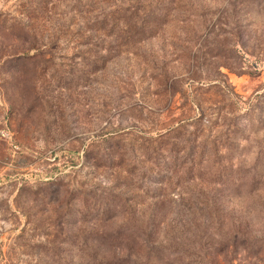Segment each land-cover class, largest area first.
<instances>
[{
    "label": "rangeland",
    "instance_id": "1",
    "mask_svg": "<svg viewBox=\"0 0 264 264\" xmlns=\"http://www.w3.org/2000/svg\"><path fill=\"white\" fill-rule=\"evenodd\" d=\"M0 264H264V0H0Z\"/></svg>",
    "mask_w": 264,
    "mask_h": 264
}]
</instances>
